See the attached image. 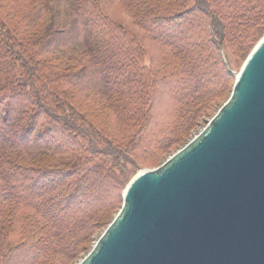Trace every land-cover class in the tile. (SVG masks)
<instances>
[{"label": "trees", "instance_id": "trees-1", "mask_svg": "<svg viewBox=\"0 0 264 264\" xmlns=\"http://www.w3.org/2000/svg\"><path fill=\"white\" fill-rule=\"evenodd\" d=\"M53 1L0 0V106L19 107L15 119H0V217L8 223L0 264H74L87 255L106 224L99 212L113 209L100 201L102 185L124 183L136 152L157 157L185 139L228 90L219 78L224 51L248 59L264 35V0H71L100 40L62 66L59 55L45 53L44 13ZM90 66L105 78L99 108L120 109L129 121L140 107L122 143L119 130L107 137L76 105L73 85ZM159 106L167 111L161 117ZM36 151L50 154L39 159Z\"/></svg>", "mask_w": 264, "mask_h": 264}, {"label": "water", "instance_id": "water-1", "mask_svg": "<svg viewBox=\"0 0 264 264\" xmlns=\"http://www.w3.org/2000/svg\"><path fill=\"white\" fill-rule=\"evenodd\" d=\"M235 78L167 162L130 178L75 264H264V35Z\"/></svg>", "mask_w": 264, "mask_h": 264}, {"label": "rangeland", "instance_id": "rangeland-1", "mask_svg": "<svg viewBox=\"0 0 264 264\" xmlns=\"http://www.w3.org/2000/svg\"><path fill=\"white\" fill-rule=\"evenodd\" d=\"M262 3L261 0H259ZM51 8V9H50ZM48 10L44 13V24H46V29L48 31L47 41H46V50L45 53H54L59 55L60 57V65L67 66L69 62V58H75L79 54L83 53L85 50H88L92 44L96 45L97 40L95 36H90L88 30L84 26V22L79 15L72 9L71 0H54ZM39 13H37L33 19L37 18ZM32 19V20H33ZM100 42V41H99ZM222 54V62L225 67L220 68L219 78L222 76V86L225 87L228 85L226 89H228L224 95H222L219 99H217L207 110L204 111L203 117L200 119L198 126L178 145L170 148L167 153L159 154L157 157L155 155L146 154L143 151L136 152L137 161L136 167L132 166L130 163L127 164V177L125 178L124 183H116V179H110L109 183H104L102 185L103 193L100 194V201H105L104 203L110 204L113 206L112 210L106 211L101 210L99 212L98 218L107 223L110 216L116 209L119 204L123 193L127 187V184L131 177L136 176L144 171H147L153 167H156L162 163L167 162L208 120L209 118L229 99L230 93L232 90V86L234 83L235 75L239 65L241 64L243 59H238L235 54L230 51L225 50ZM152 54H154V50H152ZM55 58V57H54ZM145 63L149 64V58L146 57ZM222 74V75H221ZM234 76V77H231ZM220 86L221 84L218 83ZM76 89V92L79 93L76 98V105L79 103L83 105L84 108L90 111L85 112V116L88 119L87 121L91 122L97 129L104 130V134L107 135V130L110 131L112 136L116 135L112 130H119L120 136L118 137V143H122L124 137L131 135L135 128V119H138V115L140 113L139 106H133L134 109L131 110V113L127 116L129 121H122L119 119V114L116 110L120 111V109L108 111L104 110L101 107L105 104L104 98L102 97L105 94L106 84L105 78L100 72L99 69L90 68L83 69L77 76V80L73 85ZM77 93V94H78ZM149 99L152 96V92L149 91ZM116 98H112V101H115ZM153 102H159L160 94L158 96L153 95ZM96 102V103H94ZM18 101L7 102L4 105L0 106V119L8 118L9 120L15 119L19 116V107L17 106ZM113 106L118 107H126L124 104H120L116 102ZM127 107V108H128ZM156 113L157 117H161L167 113L164 110L163 106H159ZM162 112V113H161ZM118 121V122H117ZM89 122V123H90ZM167 120L165 116L159 121L160 124L165 125ZM169 126L165 130V134H167V130L170 128ZM36 138V137H35ZM44 143V142H43ZM40 144V142H38ZM48 153V151H36L32 153L33 155H37L39 159L43 157L40 155L41 153ZM50 154V153H48ZM63 161L68 157H59ZM109 159L113 160L114 157H110ZM121 172L120 170L117 172V178L120 179ZM123 180V179H121ZM120 180V182H121ZM122 184V187L120 186ZM97 215V214H96ZM8 223L4 220V215L0 217V230L1 228ZM105 226V224H104ZM103 229V228H102ZM101 229V231H102ZM100 231V232H101ZM100 232L96 233L94 241L100 234ZM11 239V237H10ZM13 242V241H12ZM18 242V239H17ZM94 243V242H93ZM14 244V243H13ZM93 245V244H92ZM49 259L46 263L42 261L41 264H48ZM76 263V262H75ZM74 263V264H75Z\"/></svg>", "mask_w": 264, "mask_h": 264}]
</instances>
